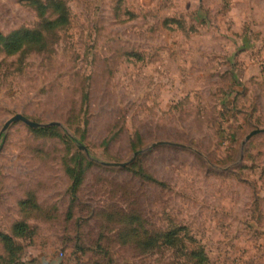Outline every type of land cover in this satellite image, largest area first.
<instances>
[{
  "label": "rangeland",
  "instance_id": "obj_1",
  "mask_svg": "<svg viewBox=\"0 0 264 264\" xmlns=\"http://www.w3.org/2000/svg\"><path fill=\"white\" fill-rule=\"evenodd\" d=\"M25 29L44 46L0 45V264H264V0H0ZM18 113L59 125L1 135Z\"/></svg>",
  "mask_w": 264,
  "mask_h": 264
},
{
  "label": "trees",
  "instance_id": "obj_2",
  "mask_svg": "<svg viewBox=\"0 0 264 264\" xmlns=\"http://www.w3.org/2000/svg\"><path fill=\"white\" fill-rule=\"evenodd\" d=\"M44 40L42 34H35L29 29H25L24 31H18L14 34H12L8 39H5L2 37V34L0 33V45H4V48L6 50L13 54L16 52H19L25 48L26 45L30 46L33 44L34 46H44ZM56 126H49V127H43V128H33L36 131L40 132H49L55 129ZM71 170V169H70ZM79 179H77V182L75 181L72 187L73 195H76L77 189L79 187ZM16 229H18V232L16 233L19 236H24L30 228L27 223L25 222H18L16 223ZM16 232V231H15ZM0 237L5 243V248L8 249L9 252L15 253L18 251V246L16 245L14 239L12 236L0 232ZM11 249V250H10Z\"/></svg>",
  "mask_w": 264,
  "mask_h": 264
},
{
  "label": "water",
  "instance_id": "obj_3",
  "mask_svg": "<svg viewBox=\"0 0 264 264\" xmlns=\"http://www.w3.org/2000/svg\"><path fill=\"white\" fill-rule=\"evenodd\" d=\"M17 121H22L24 123H26L27 125L33 127V128H43V127H49V126H52V125H59V123H49V124H40L38 122H35V121H32L30 120L28 117H26L25 115L23 114H16L14 115L13 117H11L4 125L2 131H1V135L5 134L7 132V130L9 129V127L17 122ZM264 132V129H256V130H253L251 131L247 137H246V140L244 141L243 144H246V142L248 140H250L254 135L256 134H259V133H263ZM161 144H173L175 145L174 143H170V142H165V141H160L158 143H154L152 146H157V145H161ZM1 148H2V144L0 143V151H1ZM138 154V152L135 153V156ZM130 161L128 162H124V163H109V165H113V166H125L127 165L128 163H130Z\"/></svg>",
  "mask_w": 264,
  "mask_h": 264
}]
</instances>
